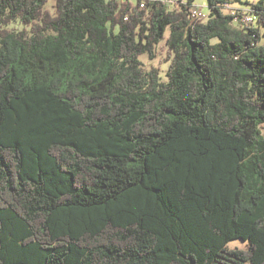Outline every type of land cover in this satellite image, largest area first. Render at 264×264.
<instances>
[{
	"label": "trees",
	"instance_id": "1",
	"mask_svg": "<svg viewBox=\"0 0 264 264\" xmlns=\"http://www.w3.org/2000/svg\"><path fill=\"white\" fill-rule=\"evenodd\" d=\"M49 1L0 0V264H264V0Z\"/></svg>",
	"mask_w": 264,
	"mask_h": 264
},
{
	"label": "rangeland",
	"instance_id": "2",
	"mask_svg": "<svg viewBox=\"0 0 264 264\" xmlns=\"http://www.w3.org/2000/svg\"><path fill=\"white\" fill-rule=\"evenodd\" d=\"M163 2V0H161ZM260 1L262 0H241L240 3L237 2H233L231 3L233 8H237V9H249L251 6L258 4ZM186 3H188V0H185ZM136 2H134L133 4H135ZM264 3V1H263ZM55 6V0H50L48 5L46 6V9L49 10L50 12H53V10H55L54 8ZM192 6H196L198 8H200V10L202 11L203 15L205 17H202L204 20L208 19V15L211 13V10L209 8L208 2L207 0H193L192 1ZM177 7V6H176ZM170 9L175 8V6L173 7H168ZM236 21V20H235ZM235 24H239V22H235ZM256 26L257 23L255 22ZM9 28H11V30H15V31H21L23 29L22 25L20 23H15L13 25H10ZM261 32H264V26H261ZM149 56H143V58H141L142 62L145 64V66L148 69H151L152 67H160V69L162 70V77L164 78L166 73L168 72V68H169V63H166V58L167 55L162 53L161 50H158V54L157 57L154 58L153 60L149 59ZM264 128V126H263ZM230 248H239V249H247L246 243L243 242L242 240H237V241H233L230 243ZM249 264V263H247Z\"/></svg>",
	"mask_w": 264,
	"mask_h": 264
},
{
	"label": "built area",
	"instance_id": "3",
	"mask_svg": "<svg viewBox=\"0 0 264 264\" xmlns=\"http://www.w3.org/2000/svg\"><path fill=\"white\" fill-rule=\"evenodd\" d=\"M130 2L134 3L137 2V0H129ZM163 2L165 3V5L167 7H172V6H184V5H188V3L185 2V0H163ZM141 3H147L146 0H141L140 2H138V4ZM222 10L225 14L233 16L234 19L239 22L242 23L243 25H249V24H254L256 22V11L254 8H252V6L249 9H237V8H233L231 4H225L222 5ZM190 18L193 22V18L194 17H205L202 13V11L200 10V8L196 7V6H190Z\"/></svg>",
	"mask_w": 264,
	"mask_h": 264
},
{
	"label": "bare ground",
	"instance_id": "4",
	"mask_svg": "<svg viewBox=\"0 0 264 264\" xmlns=\"http://www.w3.org/2000/svg\"><path fill=\"white\" fill-rule=\"evenodd\" d=\"M162 3H164V2H162ZM139 7H140V9H144L145 10V8H147V3H141V4H139ZM198 18H200V17H194L193 20H196Z\"/></svg>",
	"mask_w": 264,
	"mask_h": 264
}]
</instances>
